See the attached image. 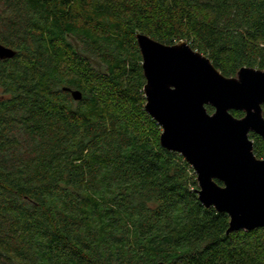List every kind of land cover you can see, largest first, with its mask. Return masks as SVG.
<instances>
[{
    "label": "trees",
    "instance_id": "1",
    "mask_svg": "<svg viewBox=\"0 0 264 264\" xmlns=\"http://www.w3.org/2000/svg\"><path fill=\"white\" fill-rule=\"evenodd\" d=\"M137 33L264 70V0H0V264H264L160 146Z\"/></svg>",
    "mask_w": 264,
    "mask_h": 264
},
{
    "label": "water",
    "instance_id": "2",
    "mask_svg": "<svg viewBox=\"0 0 264 264\" xmlns=\"http://www.w3.org/2000/svg\"><path fill=\"white\" fill-rule=\"evenodd\" d=\"M135 38L144 110L161 128L160 146L192 168L200 204L227 214L226 234L263 228L264 157L254 155L249 134L264 142V70L241 67L226 77L185 41L166 45L142 33ZM14 55L0 44V60ZM70 93L80 100L79 91Z\"/></svg>",
    "mask_w": 264,
    "mask_h": 264
},
{
    "label": "rangeland",
    "instance_id": "3",
    "mask_svg": "<svg viewBox=\"0 0 264 264\" xmlns=\"http://www.w3.org/2000/svg\"><path fill=\"white\" fill-rule=\"evenodd\" d=\"M204 55V54H203ZM0 93H1V91H0ZM161 129V128H160ZM194 173V172H193ZM197 188H198V185H197Z\"/></svg>",
    "mask_w": 264,
    "mask_h": 264
},
{
    "label": "flooded vegetation",
    "instance_id": "4",
    "mask_svg": "<svg viewBox=\"0 0 264 264\" xmlns=\"http://www.w3.org/2000/svg\"><path fill=\"white\" fill-rule=\"evenodd\" d=\"M244 115V114H243ZM250 135V134H249Z\"/></svg>",
    "mask_w": 264,
    "mask_h": 264
}]
</instances>
